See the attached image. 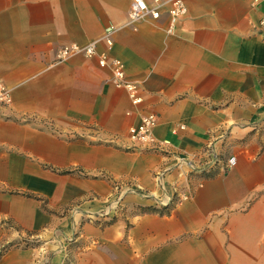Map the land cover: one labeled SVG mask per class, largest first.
Wrapping results in <instances>:
<instances>
[{
  "label": "crops",
  "instance_id": "0c3cea01",
  "mask_svg": "<svg viewBox=\"0 0 264 264\" xmlns=\"http://www.w3.org/2000/svg\"><path fill=\"white\" fill-rule=\"evenodd\" d=\"M185 2L173 34L164 15L112 36L142 89L135 108L97 57L56 61L124 25L132 0H0V81L13 90L0 109V264H64L71 236L76 264H264V0ZM141 112L158 117L155 150L129 148ZM219 155L237 165L216 176L180 162ZM172 200L169 215L148 210Z\"/></svg>",
  "mask_w": 264,
  "mask_h": 264
},
{
  "label": "built area",
  "instance_id": "2783aa9c",
  "mask_svg": "<svg viewBox=\"0 0 264 264\" xmlns=\"http://www.w3.org/2000/svg\"><path fill=\"white\" fill-rule=\"evenodd\" d=\"M168 17L169 34H173L177 25L187 17L188 8L185 0H132L128 21L122 26H111L99 40L81 46L72 44L61 47L56 55L57 63L61 64L76 56H83L87 59L98 58L101 68L108 69L111 73V84L118 89L127 92L133 107L138 108L144 103L142 89L139 84L130 82L127 79V73L124 63L114 57H111L110 51L114 45L112 36L123 28H132L137 30L138 25L147 20H160L162 16ZM259 30H264V16L259 21ZM105 44L107 50L98 53V46ZM13 104V90L5 83L0 81V109L10 108ZM139 123L129 129V148L131 150H155L159 148L155 139V129L158 125V117L153 113L139 114ZM181 164L186 165L191 172H205L208 169L219 166L222 162L218 156H215L212 167L206 168L198 165L195 161L188 158L180 159ZM237 165L235 157L230 158L224 168V171H230ZM133 192V190H129ZM181 199V198H180ZM173 201V200H172ZM171 201V202H172Z\"/></svg>",
  "mask_w": 264,
  "mask_h": 264
},
{
  "label": "rangeland",
  "instance_id": "374dc122",
  "mask_svg": "<svg viewBox=\"0 0 264 264\" xmlns=\"http://www.w3.org/2000/svg\"><path fill=\"white\" fill-rule=\"evenodd\" d=\"M245 140H246V138L243 140L236 141L235 143L231 144L229 147L240 146V145H242V143L245 142ZM233 145H235V146H233ZM218 157L222 163L219 165L220 167L216 166V168H213V170H212V172H213L212 175H216V176L218 174L219 175L221 174V169L224 168L227 161L230 158H232V157H230L227 160H224V158L222 156L219 155ZM176 204H177V202H176ZM66 243H67L66 249H67V251H69V253H67L68 256H67L64 264H76V257L78 255H81L79 253L78 254L76 253V252H78L77 248L79 247L80 244H79V242L76 241V236H71L69 239L66 240ZM12 245L13 244H9L8 246L4 247L2 250L4 251V250L10 248ZM42 245H43L42 241H33V242H25L24 247H40ZM93 250H95V249H93Z\"/></svg>",
  "mask_w": 264,
  "mask_h": 264
},
{
  "label": "trees",
  "instance_id": "16d2710c",
  "mask_svg": "<svg viewBox=\"0 0 264 264\" xmlns=\"http://www.w3.org/2000/svg\"><path fill=\"white\" fill-rule=\"evenodd\" d=\"M175 205H176V202L173 200L168 205L162 206L161 209L148 208V210L151 212H154V213H160V214H164V215L168 214L169 215V213L173 210Z\"/></svg>",
  "mask_w": 264,
  "mask_h": 264
}]
</instances>
